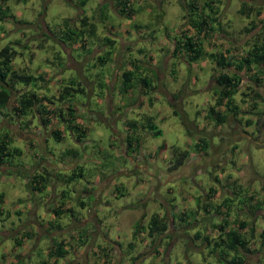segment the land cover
<instances>
[{
    "label": "rangeland",
    "instance_id": "obj_1",
    "mask_svg": "<svg viewBox=\"0 0 264 264\" xmlns=\"http://www.w3.org/2000/svg\"><path fill=\"white\" fill-rule=\"evenodd\" d=\"M189 1L128 0L129 7L135 10L129 19L115 14V0H86L84 7L66 0L8 1L13 14L31 22L34 31L25 27H22L23 32L18 31L10 22L0 24V50L8 45L16 49L12 65L19 73L33 77L42 75V79L35 80V89L53 119L45 126V131L39 125V112L27 117H18L19 113L7 119L0 117V134L7 133L11 139L10 148L17 149L0 162V195L3 196L0 201V264H26L24 255L16 256L23 249L15 242L23 232L36 230L35 223H42V229L51 237L57 232L56 239L75 232L82 236L84 247L98 243L99 247L111 250L110 264H224L217 261L216 253H208L217 239L218 229L213 225L226 220V226L231 227L233 221L242 219L246 225L240 231L247 236L252 250L243 256V264H264V102L251 98L252 89L264 93V76L254 73L258 80L254 85L248 80L252 72H238L242 79L234 90L232 103L237 107V118L228 115L224 123L216 126L213 121H207L205 115L215 100L217 72L220 68L228 72L227 66L217 65L214 57L211 59L207 55L186 65L169 51L174 47L171 39L181 38L179 30H187L186 34L192 31L190 19L196 16L194 11H198L200 4L212 1L211 10L203 8L201 11L204 17L215 19L207 22L206 38H201L202 47L206 54L216 57L226 52L227 60L234 62L239 52L243 55L253 43L262 41L264 0H197L191 12L185 6ZM101 9L107 16L106 21L100 17ZM84 16L93 21L96 28V36L87 39L84 49L80 42L67 47L45 37V33H50L49 29L57 32L63 28L66 18L70 19V25L78 27ZM135 23H141L145 28L135 27ZM151 29L153 34L149 33ZM105 36L115 39L114 54L105 65L93 66V57L100 53V42ZM30 40L35 41L30 44V50H25L23 45L29 44ZM38 41L42 43L41 47H38ZM135 58L141 59L138 62L141 66H144L143 58L147 61L151 72L144 73L154 74V88L144 94L148 89L136 83L127 94H120L116 87L111 94H105L110 84H119L121 68H128V62ZM69 78L80 81L84 87L83 93H74L71 102L79 114V125L86 127L80 144H76L55 119L58 109L67 105L59 102L58 95ZM16 87L22 89L24 85L18 83ZM24 88L31 90L30 85ZM250 111L261 114L255 116ZM144 115L150 116L160 135L153 137L147 129L137 128L139 146L127 154L131 163L135 160L147 163V172H139L122 156L123 123L137 120L143 124ZM180 116L186 117L190 134L180 123ZM244 117L250 118V125H244ZM21 120L29 123L24 125ZM103 121H108V125ZM48 127L63 129L62 140L56 142L49 135ZM39 138L41 141L31 142ZM198 138L207 142L204 153L193 146ZM71 147L78 151L75 159L65 151ZM176 151L187 153L184 165L179 169L171 167ZM150 153L151 160H148ZM73 161L77 167L71 165ZM60 162L64 167L51 168V164L59 165ZM41 165L53 169V174L57 172L52 179L56 183L62 181L60 193L65 194L62 197L64 203L70 198L76 200L72 185L88 180L93 183L92 191L99 196L102 190L96 183L106 179L108 185L102 193L107 191L99 200L105 206L95 205V195L88 194L84 201L90 203H86L84 209L74 203L72 209L64 211L59 219L48 213L46 206L54 209V205L45 204L46 190L32 191L28 185L29 176L36 170L46 175L39 167ZM74 167L80 168L82 177L66 181ZM124 171L130 174L126 176ZM225 197L232 202L224 200ZM57 201L61 202V199ZM146 209L153 212L168 209L175 214L184 211L186 220H174L158 241L147 240V227L137 226L134 221L137 212ZM86 214L96 215L101 222L100 229L97 225L93 228L99 231L94 235L88 233L92 228L89 223L78 224L87 222ZM138 231L146 240L136 238ZM103 237L107 241H103ZM45 240L40 243L41 248L31 252L32 255L35 253L27 264L43 263L44 247H48ZM225 254L227 259L233 256L232 252ZM69 255L73 261L74 256ZM88 259L91 264H100V258L93 255L81 258V261ZM62 261L63 258H59L57 264Z\"/></svg>",
    "mask_w": 264,
    "mask_h": 264
},
{
    "label": "trees",
    "instance_id": "obj_2",
    "mask_svg": "<svg viewBox=\"0 0 264 264\" xmlns=\"http://www.w3.org/2000/svg\"><path fill=\"white\" fill-rule=\"evenodd\" d=\"M9 0H0V24L3 23H12L13 26L16 27L18 31L21 29L23 32L24 28H32V23L27 22L25 19H18L14 12H12L10 5H8ZM28 0H17V2L27 3ZM66 1H72L76 2V4L79 7H84L86 4V0H66ZM211 2L208 3L203 2L200 4V7L198 11H194L196 13V16L192 17L190 20L192 21V31L188 30L186 31H180V37L179 40L175 39L174 37L171 39L173 43V48L170 49V53L173 55H178V58L181 59L182 62H184L186 65L200 59L207 55L209 58H213L216 60L217 65H221L223 68L227 66L228 72L221 70L217 72V75L215 77V84L217 86V90H214V97L215 100L213 102V105L209 107L208 112L205 115V118H207V121H213V123L217 126L226 121L228 118V115L233 117V119H236L238 110L235 105H232L233 103V94H235V89L238 87L239 83L241 82V75L238 74V72H252L251 75H248V80L251 83H254V85L258 82L256 76H254V73H259L264 76V35L261 38L260 43H253L250 47L245 49L244 54L241 55L239 52V56H237V60L234 62L227 60L226 58V52H222L219 57H216L215 55L206 54L204 52V49L202 47V37L206 38V30L205 27L207 26V22L214 21V17H204L203 14H201L202 9L207 8L208 10H211ZM197 0H190L186 3V7L191 12V9L196 7ZM114 12L119 17H126L130 18V16L135 12V10L131 9L129 7L128 0H115L114 2ZM100 17L102 21L107 20V16L104 15L102 12V9L99 11ZM200 12V13H199ZM109 19V16H108ZM69 18H66L64 20L63 28H60L57 32L51 31L49 29L50 33H45V37L51 40L57 41L62 43V45L69 47V45H73L75 42H80L81 48L84 49V47L87 45V39L92 38L96 36L95 34V23L93 21H89L86 16L82 17L80 19V25L77 27L76 25H70L69 24ZM136 24V23H135ZM47 26V25H46ZM142 27L145 28L141 23H137L135 27ZM48 27V26H47ZM35 28V27H34ZM2 29V28H1ZM30 30H33L30 29ZM34 31V30H33ZM149 33H154V30L151 29ZM58 37H61V39L58 41ZM153 37V36H151ZM28 41V40H26ZM35 41V40H34ZM33 40H30L29 44H24L23 48L25 50H30V44L34 43ZM115 39L109 38L107 36L103 37V40H101L100 45L101 51L100 53H97L94 58V65H100L103 66L107 62H109L111 56L114 54L113 47H114ZM38 47L42 46V43L40 41L37 42ZM139 51V49H138ZM141 52V51H139ZM16 54V49L12 48L11 46L3 47L0 50V117L7 119L8 117H11L10 115L14 113H19L18 117L21 115L24 116H32L34 113L39 112V122L41 124H49L51 123L52 119L48 113V109L44 106L42 103L41 96H39L38 92L35 89V80L38 78L42 79V75H39L38 77H33L31 75H27L24 73H19L16 71L13 67L12 59L13 56ZM148 58H150V55H146ZM141 59H132L128 62L129 67L121 68L120 70V80L119 84L113 85L110 84L109 87H106L105 94H110V91L117 88V91L120 94H125L132 90L135 86V84L141 85L143 88H147L148 91L143 92L144 94L148 93L150 89L154 88L153 83L156 82V79L154 77V74H150L151 76H148L146 73H150L151 70H148L149 65H147V61L142 59V62L144 63V66H141L138 64ZM171 66H174L170 62ZM173 70V67H170ZM254 68V69H253ZM142 70H144L142 72ZM247 76V75H246ZM154 80V81H153ZM18 83H21L26 86H31V90L25 89L24 87L22 89L16 87ZM101 84V82L99 83ZM116 87V88H115ZM250 88V87H249ZM25 89V90H24ZM102 89V88H101ZM253 91V92H252ZM251 98L254 100L258 99L260 102H264V93H260L254 89H252ZM84 87H81L80 81L75 80L74 78H69L68 83L64 84L62 86V89L59 90L58 100L63 101L67 103L65 107H60L58 109V114H56L55 119L58 121V123L63 125V128H66V130L71 134L74 141L76 143H81L84 139V133L86 131V127L82 128L78 123L77 119L79 117V114L75 110L74 106L71 104L72 97L77 93H83ZM170 96H173L170 94ZM245 96H248V93L245 92ZM148 98V97H147ZM150 101V97L148 98ZM12 103V105H11ZM264 112V109H263ZM41 113H44L45 115L42 116ZM176 111L173 110V114H175ZM253 113V111H250V114ZM247 114V113H246ZM257 115L261 113H257ZM256 114L253 113V115L256 116ZM41 115V116H40ZM145 117V122L141 124L137 120H129L128 122H124V129H125V135L123 137L125 143V154L127 152H132L136 147L139 146L140 138L138 134L135 132L136 128L141 126L145 129H147L149 132H151V135L153 137H157L160 135V132L154 127V124L151 121L150 116ZM181 120L180 123L184 126L186 133L190 134L191 130L189 125H187L186 117L180 116ZM98 119V118H97ZM100 120V119H98ZM23 122V120H21ZM105 122V121H103ZM244 125L248 126L251 124L250 118L244 117ZM29 122H23L24 125H27ZM106 125H108V121L105 122ZM192 129H195L193 126ZM132 134H129V133ZM62 134L63 129L59 128H50L49 135L53 137L56 142H59L62 140ZM11 139L10 136L8 137L7 133L0 134V162H3V160L6 157L11 156L14 152L17 151V149H11L10 148ZM162 146V145H161ZM194 148L198 152H205V149L207 148V142L204 141L202 138H198L197 141L193 144ZM234 149V147H232ZM67 155H71L74 158L77 157L78 151L74 148H68L65 150ZM186 151L178 152L174 154V161H172V168L179 169L184 165L185 158H186ZM77 167V166H76ZM76 167H74L73 174L70 175L66 181L71 180V178H76L79 176V178L82 177V172L79 168V170H76ZM47 181L44 175L41 173H34L33 175L29 176L28 179V185H30V189L32 191L34 190H41L44 189V187L47 186ZM3 196L0 195V201H2ZM226 201H231L230 198H226ZM232 202V201H231ZM230 203V202H229ZM227 203V204H229ZM243 207L245 206L242 204ZM253 209L257 210V207H253ZM175 217L174 220H177L179 222H182L186 217L184 211L179 212V214H174ZM178 215V216H177ZM225 219V218H224ZM167 218L164 216L158 217L157 214H153L150 217V220H148V223L146 225L148 233L152 234L155 233L157 236H161L164 232H166L168 228ZM186 220V219H185ZM139 222V221H138ZM137 224V223H136ZM140 225V223L137 224V226ZM246 225V222L244 219L242 220H235L233 221L231 227L226 226V220L223 221L219 225H213L217 231V239L213 242L214 246H212L208 253L209 255L216 253L217 254V261H221L224 264H243V256L251 252L252 250L250 248V244L248 243V238L245 236L240 230L244 228ZM137 226L135 228H137ZM228 227V229H226ZM138 230V229H136ZM250 234H252V230L250 229ZM135 232V230H134ZM197 235V232H195ZM24 235L29 234H23L21 236L22 239H24ZM261 235V234H260ZM264 235V230L262 232V236ZM16 244L20 245L21 241L20 239H16ZM207 245L210 246L209 242H206ZM232 252L233 256L231 259L226 258L225 252ZM66 253V250L64 249L63 242H60L59 244L54 245V248L50 249L48 252V255L51 258H59L62 257Z\"/></svg>",
    "mask_w": 264,
    "mask_h": 264
},
{
    "label": "crops",
    "instance_id": "obj_3",
    "mask_svg": "<svg viewBox=\"0 0 264 264\" xmlns=\"http://www.w3.org/2000/svg\"><path fill=\"white\" fill-rule=\"evenodd\" d=\"M127 93H125V94H127ZM80 122H81L80 119H77V123L80 124ZM39 125L41 127H43V129L45 128L44 130L46 131L47 129H46L45 126H47L49 124H47V125L44 124L43 125V124L39 123ZM48 128L50 129V127H48ZM137 128H136V131L135 132L138 134V131H137L138 129ZM49 132H50V130H49ZM129 134H132V133L130 132ZM42 137H43V134H42ZM35 141H41V140L39 138L38 140L36 139L34 141H31V142L34 144ZM76 144H78V143H76ZM124 147H125V145H124ZM122 151L124 152V153H122L123 154L122 156L125 157V159L130 162L131 157H130V155L125 154V151H126L125 148ZM152 151H154V149ZM149 152L150 151H148L146 153H149ZM148 155H149V157H148V160H149L151 153L148 154ZM54 161H55V158H53V162ZM63 165L64 164L62 162H60L59 165H52L51 164V168H53V169L55 168V169H58L59 170L60 168L64 167ZM71 165L77 166V163L73 161ZM39 167L46 174L45 175V178H46V181L48 182L47 186L44 187V190H46V192H45L46 195H45V197H44L43 200H44L45 204L46 203H48V204L51 203V204L54 205V209H51L50 206H48V207L46 206V211L48 213H51V214L55 215V216L57 215L56 216L57 218L58 217L60 218L64 214V211H67V210L72 209V206H74V203L78 207H80V208H83V209L86 208V203H90L89 201L85 203V201H84L85 199L84 198L86 197V195H88V194H91L93 196L95 195L94 191H92L93 183L89 182L88 180H84V182L82 184L76 183L74 186L72 185V187H71V189L73 190V193L76 195V200H74L73 198H70L68 202L64 203L62 201L63 200L62 197H65L64 196L65 194H63V193L61 194L60 193L61 192V189H62V181L60 180L59 183H56L52 179L53 178L52 176L53 175L56 176L57 172H55V174H53L54 171L53 172L51 171L53 169L49 170V168L48 167H45L44 165H41ZM131 167L133 169L138 170L139 172L140 171L141 172H143V171L147 172V168H148L147 167V163H145V161L142 162V161H138V160H135L133 163H131ZM132 171L133 170H131V172ZM34 173H38V171L36 170ZM124 174L126 176H128L130 173H129V171L128 172H125L124 171ZM55 178L57 179V177H55ZM51 181L54 182V187H52V182ZM107 185H108V183H107L106 179H104V181L102 183H96V186L100 190H102V191L104 190V188ZM66 187H67L68 190H71L70 187H68V186H66ZM102 191L100 192V195L99 196H96L95 195L96 202H93V203H95V205L96 204H99V203L102 205V202H100L99 200L101 198V195L104 194L107 190L105 189V192H103V193H102ZM58 199H61V202H58L57 201ZM102 206H105V205H102ZM91 211H92V208L90 209V212ZM153 214H157L158 217L164 216L165 218H167V220H166L167 223L169 222L168 225H171L172 226L173 222L171 220H173V218L175 217V215H174L175 213H174V211H169L168 209L167 210H164V211L161 210L160 212H153L151 209L150 210L149 209L148 210L147 209L146 210H141V211L137 212V215H135L134 221H135V223L138 224V220H139V221H141V223L139 222L140 225L146 226L147 223H148V220H150V217ZM85 217H86L85 221H87V222L80 221V223H78V224L81 225V224H84V223H89L92 228L90 230H88V233H89V235L91 233L94 235V233L97 232L98 229H100V227L102 226L101 225V222L98 219H96V215H93V214H91V215L88 214V216L86 214ZM41 224L42 223H35L36 230H34L32 232L31 231L29 233L23 232V234H29L28 236L27 235H24V237H25L24 239H22V238H20L18 236V238L21 241V244L19 246L23 250H22V252L21 251L20 252H17L16 253V256H18V257H20V256L24 257L25 256L24 257V260H25V263L26 264L29 263L30 262L29 260L32 259L33 256H34V253L35 252L33 253V255H32L31 252H33L34 249L37 248V247H40L41 248V244L40 243L43 242V239L44 238L46 239L45 241L47 242L48 247H46V246L44 247L45 252L43 251V257L45 259L43 260V263L42 264H45V263L57 264V263H59V258H63V261H62L61 264H91L89 259L87 261L82 262L81 261V258H84L85 257L87 259L88 257H90L92 255L95 256V257H97V258H100V264H110L108 261L110 260V256H111L110 251L111 250L108 251L105 247H99V244L98 243L96 244V246H94L93 244H90L88 247L87 246L84 247L85 242L82 241V239H81L82 236H79V234L78 233H75V232H69L64 237L61 236V239H56L57 238V235H56L57 232H55L53 234V236L51 237L50 235L47 234V232H45L44 229H42V225ZM95 225H97V228H98L97 231L96 230H93V228H95ZM163 234L165 235V233H163ZM144 236L145 235H143V233L140 232V231H138L137 234H136V238L146 240L144 238ZM163 236H162V238H163ZM158 237H160V236H157L155 233L149 234L148 233V230H147V240H150L151 238H153L156 241H158L159 240ZM102 240L103 241H107V239L104 238V237L102 238ZM60 242H63L64 249L66 250V253L62 257H59V258H51L48 255L49 250L52 249V248H54V245L59 244ZM68 246H69V248H68ZM86 248H89V251L90 252H88V250ZM31 249H33V250L31 251ZM83 249H84V251H82ZM155 252H156V250H154V253ZM70 253H72V255L74 256V260L73 261L70 260V258H69L70 257L69 254ZM98 263H99V261H98Z\"/></svg>",
    "mask_w": 264,
    "mask_h": 264
}]
</instances>
